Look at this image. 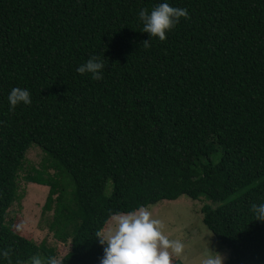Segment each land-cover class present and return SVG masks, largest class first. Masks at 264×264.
Wrapping results in <instances>:
<instances>
[{
    "label": "trees",
    "instance_id": "16d2710c",
    "mask_svg": "<svg viewBox=\"0 0 264 264\" xmlns=\"http://www.w3.org/2000/svg\"><path fill=\"white\" fill-rule=\"evenodd\" d=\"M161 2L0 0V264L58 257L6 222L33 144L54 170L27 178L49 185L61 264H99L111 214L181 196L215 203L201 213L224 264H264V0H167L188 17L146 47L137 13ZM91 56L101 80L75 71ZM12 87L31 103L9 111Z\"/></svg>",
    "mask_w": 264,
    "mask_h": 264
},
{
    "label": "rangeland",
    "instance_id": "374dc122",
    "mask_svg": "<svg viewBox=\"0 0 264 264\" xmlns=\"http://www.w3.org/2000/svg\"><path fill=\"white\" fill-rule=\"evenodd\" d=\"M48 162V156L37 145L33 144L28 149L23 167L19 171L17 195L7 212L6 222L14 231L37 244L45 242L56 247L57 258H60L68 251L69 245L59 241L48 229L52 213H45L43 209L49 185L27 178L29 173H34V168L46 178L53 175V168H44ZM73 188V183H70L67 195L73 196ZM110 190L111 181L107 184V193ZM205 201L215 204L205 197L194 200L181 196L176 200H162L145 207L152 218L161 221V230L167 238L180 240L184 244L182 253L173 256L184 264H202L207 255L214 254L212 251L222 257L223 264L228 258L229 249L203 223L201 207ZM113 223L110 218L102 231L106 232Z\"/></svg>",
    "mask_w": 264,
    "mask_h": 264
},
{
    "label": "clouds",
    "instance_id": "9594fccd",
    "mask_svg": "<svg viewBox=\"0 0 264 264\" xmlns=\"http://www.w3.org/2000/svg\"><path fill=\"white\" fill-rule=\"evenodd\" d=\"M137 17L142 23L141 32L148 34L144 41L156 37L163 41L166 31H169L181 17L187 18L185 8L171 6L167 0L151 8L150 11L141 8ZM105 65L98 56L89 57L78 65L75 71L81 75L88 74L93 80L103 78L102 69ZM9 111L17 105L31 103L30 93L26 88L12 87L7 95ZM250 210L257 220L264 221V202L252 203ZM113 226L106 232L98 231L96 238L103 248V255L99 264H172V257L178 256L184 249V244L177 239H169L162 232L159 219L152 218L150 212L141 206L126 213H113L110 217ZM214 254L207 255L202 264H223L222 257ZM6 251L0 250V256H7ZM31 264H42L39 257L30 258ZM47 264H61L54 256L47 258Z\"/></svg>",
    "mask_w": 264,
    "mask_h": 264
}]
</instances>
